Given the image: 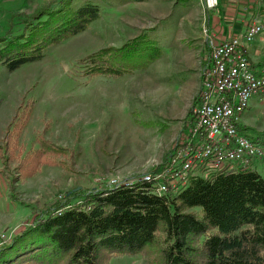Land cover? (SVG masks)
Instances as JSON below:
<instances>
[{"label": "rangeland", "instance_id": "rangeland-1", "mask_svg": "<svg viewBox=\"0 0 264 264\" xmlns=\"http://www.w3.org/2000/svg\"><path fill=\"white\" fill-rule=\"evenodd\" d=\"M52 1L0 0V38L13 26L12 33L19 34L22 29L19 22ZM85 1L98 4L101 9L98 19L85 31L50 46L39 62L13 72L0 65V248L54 204L62 207L56 213L67 209L68 191L84 194L156 172L180 135L181 121L165 113L169 93L161 88L168 82L175 83V73L183 66H173L174 52L163 51L162 55L167 45L144 49L139 44L146 36L152 42L162 40L161 27L165 23L157 16L160 12L171 14L168 22L175 24L177 10L182 17L184 11L200 8L203 14L194 20L205 22L208 9L203 0H197L199 8L195 3L180 7L161 0H77L76 4ZM144 27L153 31L145 35ZM202 31L205 40L206 26ZM132 38L135 42L127 45ZM101 51L115 58L119 70L130 72L118 77L86 76V68L79 66V61ZM130 59L132 63L126 67ZM208 66L209 55L200 72L199 91L190 104L192 114ZM261 99L262 103L252 109L250 127L238 125V131L264 148V98ZM21 108L28 112V121L18 139L8 144L6 138L13 134L14 119L22 112ZM41 135L52 143L54 149H48L57 156L48 153L32 177H17L16 166L36 155ZM51 160L55 165L48 163ZM248 168L264 180V158L255 160ZM14 176L16 180L10 188ZM80 201L81 198H73L70 203ZM159 250L155 244L136 256L109 255L102 261L160 264Z\"/></svg>", "mask_w": 264, "mask_h": 264}, {"label": "trees", "instance_id": "trees-1", "mask_svg": "<svg viewBox=\"0 0 264 264\" xmlns=\"http://www.w3.org/2000/svg\"><path fill=\"white\" fill-rule=\"evenodd\" d=\"M76 1L53 0L21 20L19 34L12 33L14 26L9 29L0 38V65L13 72L39 62L50 46L85 31L101 10L93 2L77 5ZM114 60L101 51L78 64L86 68V76L118 77L130 72L119 70ZM129 63L132 59L126 67ZM23 108L14 119L13 134L6 138L8 144L18 139L28 121ZM192 119L189 110L187 130ZM42 136L36 155L16 166V176L32 177L48 153L57 156ZM53 161L48 163L55 165ZM65 198L67 209L56 213L62 207L54 204L0 248V264H104L109 255L132 257L155 244L160 264H264V180L251 168L194 176L176 194L158 196L150 184L136 182L84 194L68 191ZM73 198H81L80 203L72 205Z\"/></svg>", "mask_w": 264, "mask_h": 264}, {"label": "built area", "instance_id": "built-area-1", "mask_svg": "<svg viewBox=\"0 0 264 264\" xmlns=\"http://www.w3.org/2000/svg\"><path fill=\"white\" fill-rule=\"evenodd\" d=\"M218 3L202 2L208 10L217 8ZM263 32L264 23L257 20H252L242 35L223 41L214 40L205 32L209 66L203 74L187 136L177 140L156 172L128 184L148 183L158 196L176 194L194 176L205 178L210 172L248 168L264 158L263 146L238 131L251 98H264V66H253L245 51V46Z\"/></svg>", "mask_w": 264, "mask_h": 264}, {"label": "crops", "instance_id": "crops-1", "mask_svg": "<svg viewBox=\"0 0 264 264\" xmlns=\"http://www.w3.org/2000/svg\"><path fill=\"white\" fill-rule=\"evenodd\" d=\"M133 1L155 2L156 0ZM161 1L165 3L171 2L169 4H176L180 7H182V5L191 6L195 3L197 8L200 7L197 0ZM199 11H201L200 8ZM199 11L186 10L182 13L183 16L181 17V13L177 10L175 16V19L177 20L175 21V24L168 22L171 14L160 12L157 16L161 17L163 23H165V25L161 27L162 40L158 43L156 41L152 42L146 36L140 43V47H143L144 49L148 46L155 47V45H161L163 48L162 44L167 45L163 48L162 55L163 51L174 52L175 54H173V56L176 58V62L173 66H177L176 68L183 66L182 68L179 67L181 69L177 70L175 73L177 81L172 84L168 82L161 88L162 92L167 91L169 93V98L165 101V105L167 104L165 113L170 116H176L179 118L177 120L181 121V128L179 129L180 135L177 140L184 139L187 136L188 131L186 128L184 129L185 126H183V122L185 125V119L187 118L190 104L199 91L200 72L208 58L209 52L205 40L203 39L202 27L206 26L207 33L214 40L223 41L234 36L242 35L252 20L264 23V1L219 0L217 8L207 10V19H205V22L200 20L196 23L194 17L203 14L202 11ZM200 18H202V16H200ZM143 29L144 34L146 33L145 35H149V33L153 31V29L145 30V27ZM134 39L132 38L128 40V43L132 42ZM245 51L253 66H264V32L257 36L250 44H247L245 46ZM164 55L166 56L167 54L165 53ZM170 55L171 54L169 53V56ZM157 62L159 63L160 60ZM262 101L263 100L258 96L251 98L248 107L250 110H246L243 113L239 122V127H250L249 123L250 121L252 122V109L262 103ZM169 154L170 151L167 156H169Z\"/></svg>", "mask_w": 264, "mask_h": 264}]
</instances>
